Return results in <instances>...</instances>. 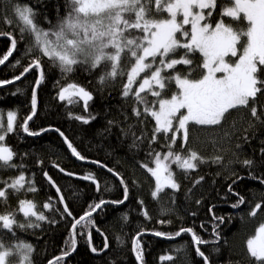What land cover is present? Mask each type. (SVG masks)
Here are the masks:
<instances>
[{"label":"trees","instance_id":"16d2710c","mask_svg":"<svg viewBox=\"0 0 264 264\" xmlns=\"http://www.w3.org/2000/svg\"><path fill=\"white\" fill-rule=\"evenodd\" d=\"M229 3L230 0H218L209 20L221 18L222 9ZM15 5L31 6L37 13L36 23L45 30L53 28L68 11L67 0H0V32L11 33L18 41L17 50L9 61L0 65V80H12L33 58H40L44 80L36 86L37 109L29 122V128L35 132L49 129L40 132L38 136H27L20 128L24 119L32 113V89L36 85L39 69L30 71L19 81L0 86V112L11 110L17 114L16 134H9L4 143L17 153L12 163L22 165L14 169H0V181L11 182L23 173L26 180H31L37 189L36 192L22 190L20 193L9 190L7 203H0V214L17 210L20 200H30L36 205V211L48 218L36 221L40 224L38 228H15V235L0 228V239L5 246L11 247L18 241L31 244L34 248L33 264H48L50 260L61 256L72 224L89 210V205H95L101 200L110 202L124 198V186L117 176L108 171L111 168L125 180L129 189L128 199L122 205L108 203L94 212V227L89 225L86 229L77 228V247L65 258L64 264H139L133 252V239L141 231L143 235L139 237V241L143 248V264H204L203 258L195 252L191 234L184 233L174 239L153 234L157 231L174 234L181 228H192L204 240L215 241V244L199 246L209 257V264H258L249 252L245 253L242 242H237L236 245L232 240L241 229L243 214L253 209L257 203L261 204L260 210L264 209V183L260 182L264 180V92L258 94L255 105L250 102L248 107L231 110L221 125H190L186 146L182 149L181 141L178 140L174 148L184 155L189 150L195 151L206 162L198 164L197 169L190 171L187 176L174 166L173 173L180 189L176 191L165 188L159 198L154 199L151 193L156 187L155 178L141 165L147 163L149 167H153L152 158L148 155L150 148L163 153L168 150L165 147L167 141L161 133L158 134V142L151 146L148 144L155 121L148 117L146 123L141 124L145 118L133 116L134 100L125 99L121 95L126 76L101 85L98 78L105 71L104 68L87 71L84 67H76L73 73L62 76L60 69L39 52L26 54L25 50L32 44V38L25 36L23 40L20 39L13 14ZM5 18L12 19L13 23L6 24ZM155 18H167V13ZM224 20L227 24L239 25H232L234 28L246 29V21L234 22L228 17H224ZM10 44L7 36H0V58L7 52ZM179 55H183V50ZM190 58L193 59L194 66L202 63L199 53ZM17 59L21 64L11 67ZM122 67L127 72L131 64L125 60ZM177 71L186 73L188 69L187 66L179 65ZM202 72H194L191 78H196L197 74L202 75ZM259 75L264 79V71ZM72 83L92 93L93 99L88 102L87 110L82 100L68 104L67 99H59L60 89ZM17 89L20 91L17 92ZM176 90L175 84H172L165 95L171 96ZM65 95L67 97L68 93ZM252 106L257 107L261 117L259 120L251 115ZM70 113L72 116L89 119V123L70 118ZM109 121L113 123L109 124ZM130 125L131 132L125 134ZM60 132L86 159L79 160L71 154ZM132 132L136 136L146 134L142 142H136V146H133ZM216 157H220L219 163L213 162ZM247 159L255 162L251 168L242 163ZM57 164L59 168L55 167ZM60 168L65 171L61 172ZM45 172L60 188V195H63L64 203L68 205L72 216H62L63 207L56 190L44 176ZM89 173L98 181L99 191L95 183L81 178ZM199 177L204 179L193 187V182ZM229 185L233 186L232 192H229ZM2 187L4 184L0 182V188ZM236 193L243 196L246 202L233 208L231 205L239 199ZM197 200L200 201L199 204L196 203ZM45 202L53 203L55 207L45 209ZM144 211H147L149 218L143 215ZM125 214L128 217L126 222L123 219ZM214 217H224V220L221 222ZM16 219L20 223L26 222L19 212H16ZM31 219L35 221V217ZM52 220L56 222L51 223ZM214 226H217L219 239H216L213 232ZM89 232L92 244L98 251L103 249L105 237L109 248L100 255H93L87 243ZM117 236L123 243L117 242ZM181 246L183 251L178 253L176 249ZM163 256H171L173 259L161 261ZM18 261L19 256H12L7 260L10 264Z\"/></svg>","mask_w":264,"mask_h":264},{"label":"snow or ice","instance_id":"6c2138e0","mask_svg":"<svg viewBox=\"0 0 264 264\" xmlns=\"http://www.w3.org/2000/svg\"><path fill=\"white\" fill-rule=\"evenodd\" d=\"M217 3L218 0H67V14L49 30L41 28L36 23L37 13L31 6L13 7L20 39L23 40L25 36L32 38V44L25 50L26 54L39 52L42 57H47L53 66L60 69L62 76L73 73L76 67H84L87 71L104 68L105 71L98 78V83L101 85L126 76L121 95L125 99L134 100L133 116L137 118L143 116L145 119L141 124L146 123L148 117L155 121L148 144L151 146L158 142V134L161 133L167 141L165 147L168 151L165 153L150 148L148 155L152 158L151 162L155 167H149L147 163L141 165L155 178L156 187L151 193L154 199H158L165 188L176 191L180 189V184L174 178L173 165L187 176L190 171L197 169L198 164L206 162L205 158L195 151L189 150L187 155L176 151L174 145L178 142V134L182 133L180 146L183 149L188 141L190 125H221L231 110L248 107L250 102L255 105L258 94L264 92V79L259 75L264 71V0H230V6L222 9L221 19L213 26L208 20L213 16ZM164 13H167V18H155ZM224 17L234 22L246 21L247 29H237L231 24H225ZM4 22L11 25L13 20L5 18ZM0 36H7L11 41L7 52L0 58V65H4L17 50L18 41L11 33L0 32ZM181 50L183 55H179ZM195 53L201 55L202 63L194 66V61L190 57ZM231 58H235L234 63L231 62ZM125 60L131 64L127 72L122 67ZM20 64L21 61L17 59L11 67L15 68ZM179 65L187 66L188 71L186 73L177 71ZM34 69L40 70L36 79L38 87L44 80L40 58H33L12 80H0V86L19 81ZM196 71H203L204 74L199 79H192ZM172 84H175L177 90L171 96H166ZM19 91L20 89H17V92ZM65 93H68L67 97ZM73 97L79 99L74 100ZM59 99L62 101L67 99L68 104L82 100L87 110L88 102L93 96L85 88L72 83L60 89ZM31 107L32 113L24 119L20 128L27 136H38L40 132L49 129L35 132L29 128V122L37 109L36 87L32 89ZM182 110L186 111L182 112ZM16 115L12 111L7 113L5 127L3 113H0V169L22 167L12 163L17 153L4 143L9 134H16ZM69 115L72 119L89 123L87 118L72 116L71 113ZM251 115L257 120L261 118L255 106L251 107ZM112 123L109 121V124ZM131 128L130 125L125 134L131 132ZM56 131L59 132V129ZM59 134L64 137V142L75 158L86 159L63 132ZM131 134L134 138L133 146H136L137 141L142 142V138L146 135L142 133L141 136H136L134 132ZM213 162L219 163L220 157L214 158ZM242 163L251 168L255 162L247 159ZM55 167L59 168V165ZM59 170L65 171L63 168ZM108 171L117 176L124 186V198L110 202L101 200L95 205H89V210L75 219L72 224L62 255L50 260L48 264H64L65 258L77 247V228L86 229L89 225L94 227L92 221L94 212L108 203L122 205L128 199L129 189L125 180L113 169L109 168ZM44 176L60 194V188L47 172ZM81 178L95 183L97 191L100 190V185L93 174L89 173ZM203 179L204 177L196 179L193 187L199 185ZM0 182L4 184V187L0 188V203L4 204L7 203L9 190L12 193H20L22 190L37 191L34 183L26 180L23 173L11 182ZM260 182L264 183V180ZM232 191L233 186L229 185V192ZM236 195L239 199L231 205L233 208H238L246 202L239 193ZM59 200L64 204L62 216L63 214L72 216L68 205L64 203L63 195L59 196ZM140 203L143 204V201ZM196 203L199 204L200 201L197 200ZM54 207L53 203L44 204L45 209ZM35 208L33 201L20 200L17 210L0 214V228L15 235V228L26 230L40 227L36 221H45L48 218L42 212L35 211ZM260 208L261 204L257 203L250 215L255 216ZM16 212L23 214L25 223L17 221ZM143 215L149 218L147 211H144ZM32 217H35V221L31 219ZM123 219L127 221L126 214ZM214 219L223 222L224 217H214ZM216 227H213V232L216 239H219ZM184 233L191 234L196 254L203 258L204 264H209V257L199 246L215 244V241L204 240L192 228H181L174 234L158 231L153 234L174 239ZM142 235L143 231L137 233L133 239V252L139 264H143V248L139 241ZM116 240L123 243L119 236ZM87 243L90 250L97 253L90 232L87 235ZM108 248L109 243L105 237L104 249ZM247 249L258 264H264V224L257 229L256 235L247 241ZM176 251L178 253L183 251V247ZM33 252V246L27 242L18 241L11 247H6L0 239V264H7L8 258L12 256L20 257L19 264H33ZM172 259L171 256L161 257V261Z\"/></svg>","mask_w":264,"mask_h":264},{"label":"rangeland","instance_id":"374dc122","mask_svg":"<svg viewBox=\"0 0 264 264\" xmlns=\"http://www.w3.org/2000/svg\"><path fill=\"white\" fill-rule=\"evenodd\" d=\"M227 6H230V3L227 4ZM221 18H216L215 20H208V22L211 24V25H215V23L220 20ZM225 24H227V22L224 20ZM233 25V24H232ZM233 26H239V25H233ZM246 29H247V26H246ZM245 29V30H246ZM54 39V37H53ZM32 42V41H31ZM231 62H235V58H231ZM204 73L202 72V75ZM201 74H197V77L196 78H193V79H199L201 76ZM11 111V110H8V111H4L3 112V123L6 127V124H7V113ZM183 111H186V110H182ZM13 112V111H12ZM1 113V112H0ZM181 137H182V133L181 134H178V140L181 141ZM168 150H166L165 152H167ZM163 152V153H165ZM153 167H155V165H153ZM174 165L172 166V171H174L173 169ZM175 178V177H174ZM36 211V209H35ZM252 209L247 211L244 215V217L242 218V225H244V227L242 228V225H241V229L239 230V233L238 234H235L234 237H233V242L237 245V242H242V247H243V250L247 251L248 252V249H247V241L254 237L256 235V232H257V229L262 225L264 224V209H259L257 210L256 212V215L255 216H252L250 215ZM244 230H246L245 232H243ZM241 236V237H240ZM239 237H240V241H239ZM238 243V244H239ZM7 264H10L7 262ZM12 264H19V261L16 262V263H12Z\"/></svg>","mask_w":264,"mask_h":264},{"label":"water","instance_id":"95a60500","mask_svg":"<svg viewBox=\"0 0 264 264\" xmlns=\"http://www.w3.org/2000/svg\"><path fill=\"white\" fill-rule=\"evenodd\" d=\"M39 72H40V70H39ZM35 87H36V85H35ZM54 189L56 190V188H54ZM56 192H57V191H56ZM57 195H58V197L60 196V194H58V193H57ZM59 203H60V202H59ZM61 205H62V207L64 208V204L61 203ZM71 228H72V227H71ZM104 242H105V239H104ZM88 247H89V246H88ZM103 249H104V247H103ZM89 250H90V248H89ZM105 250H106V249H104L103 251H97V253H93V252L90 250V252H91L93 255H100V254L103 253ZM73 252H74V251H73ZM73 252H72V253H73ZM72 253H71V254H72Z\"/></svg>","mask_w":264,"mask_h":264},{"label":"bare ground","instance_id":"6f19581e","mask_svg":"<svg viewBox=\"0 0 264 264\" xmlns=\"http://www.w3.org/2000/svg\"><path fill=\"white\" fill-rule=\"evenodd\" d=\"M72 227V226H71ZM242 227H244V225H242ZM245 251V250H244ZM245 253H247V251H245Z\"/></svg>","mask_w":264,"mask_h":264}]
</instances>
